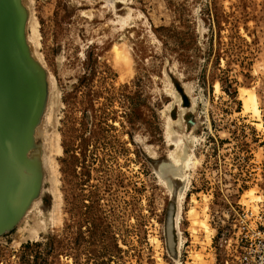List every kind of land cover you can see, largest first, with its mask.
I'll return each instance as SVG.
<instances>
[{
    "label": "rangeland",
    "instance_id": "rangeland-1",
    "mask_svg": "<svg viewBox=\"0 0 264 264\" xmlns=\"http://www.w3.org/2000/svg\"><path fill=\"white\" fill-rule=\"evenodd\" d=\"M8 3L37 110L25 157L37 126L59 146L0 264H264V0Z\"/></svg>",
    "mask_w": 264,
    "mask_h": 264
},
{
    "label": "bare ground",
    "instance_id": "bare-ground-1",
    "mask_svg": "<svg viewBox=\"0 0 264 264\" xmlns=\"http://www.w3.org/2000/svg\"><path fill=\"white\" fill-rule=\"evenodd\" d=\"M26 2H27V0H26ZM7 4L9 5L8 0H0V79L2 80V81L0 80V165H1V167H3V172H2L3 177H1V180L7 186L6 196H8L9 199H11L12 206H11L10 210L12 213H15L16 209H18V207L21 206V204H22L21 199L24 198L23 196H25V198L29 197V191L27 190V193H26V190H24L23 194H18V190L16 188L14 189V186L16 184L19 185V183L16 181V178L14 176V164H13L12 160H15L14 153L17 151L18 148H19V150H21L22 153L24 151L25 143L27 141L26 138L29 135L28 127H29V124H30V121L32 118L31 112H32V108L34 106V96H32L33 94L31 95V92L28 88H25L24 86H22L18 82H16L18 80V79L16 80V78L18 76L16 75V71L12 70V64L10 62L11 52L9 49V42H10L9 34H10V32L8 29L10 27V25H9V23H10V18H9L10 10H9V7ZM28 6H29V3H28ZM26 7L27 6L25 5V8ZM28 10H30V9H28ZM32 14H33V12H32ZM1 15L6 16L7 21ZM27 16L31 17L30 19H28L29 22L27 21L28 27H30V31H31V35H28V41L31 43L30 45L36 44V46H37V40H36L38 37V33H37L38 27L36 24L37 22L35 20V17L33 18L31 16V12H29ZM26 25L24 24V26H26ZM28 27H27V30H28ZM25 33H27V32H25ZM32 46H31V48H33ZM38 58L39 57H37V61H38ZM40 58H39V60H40ZM40 63H41V60H40ZM48 75L50 76V74H48ZM50 78H51V76H50ZM52 79H53V76H52ZM54 80L55 79H53V82H54ZM49 81H51V80L49 79ZM51 84L56 85L55 82H54V84L53 83H51ZM51 84H49V85L52 86ZM54 87H52V88H54ZM53 91L54 90H52V93H53ZM44 95H45V91H44ZM57 95H56V97H57ZM47 97L50 98L51 94L48 95ZM49 98H47V99H49ZM53 99H54V97H53ZM56 100H54V101H56ZM47 101L45 102L46 105H47ZM43 103H44V100H43ZM49 106L51 108V105H49ZM49 106L47 105V107H49ZM244 106L246 109H249L254 115L258 116L260 114V109L258 106L257 98H256L254 93H248L246 99L244 100ZM46 108L44 107V110ZM53 108H54V106H53ZM41 109H43V108H41ZM41 109H40V111H41ZM45 112H44L45 115L42 117L43 121L41 120L40 122L48 125V123L51 122L49 120H51L50 117L52 115H49V108L47 110H45ZM53 113H54V111H53ZM39 125H41V124H39ZM37 127H36V129L38 132L37 131H35V132L38 133V136H36L34 134L37 137V138L34 137V138H36V142L34 144H32L33 149L31 152H29L28 156L25 158V165H24V167L26 169L25 170L26 171L25 180L28 184H31L30 186L32 187V189H35V191L39 187L40 175L38 172L37 164L34 161V157H38L40 159V161H43L42 164H44V167L42 166V164H40V165L43 168H45L44 171H42V172H45V175H46V177L44 176L45 180L48 179L47 178V173H48V177L50 176L49 182L51 180V183H52L51 186H54L55 182L57 181L55 179L56 169H55L54 158L56 155L57 148L59 146L58 140L56 137L57 135L56 136L51 135V133L48 132L49 129H51L49 127V125H48V127H49L48 130L46 127L47 131L44 132V136L41 133L42 131L40 132V126H37ZM33 132H34V130H33ZM42 136H43V138H42ZM34 138H33V140H34ZM41 139L43 141V145H42ZM167 168L168 167H164L163 173L165 171L168 172ZM164 175L167 176V173L165 172ZM41 185H43V184H41ZM41 190L44 191V189H42V188H41ZM54 190L55 189L53 187V191ZM55 194H57V193H54V195ZM56 196L54 197V199L58 197V196L57 197ZM54 201H56V200H54ZM39 202H40L39 200H37V201L34 200L33 205H31V206H33L32 210L30 209V207L28 208V209H30V212L33 211L34 207L38 206L37 204L41 203V202L40 203ZM25 205H26V202H25ZM54 210L55 209H53V214H54ZM24 211H26V208ZM28 211H26V212H28ZM26 212H24V214ZM30 212H28V214L26 216L24 215V217L27 218L29 216ZM39 212L40 211H38V209H37V213H39ZM191 212H192V210L190 211V214H191ZM51 213H50V216L53 215ZM38 215H42L41 212ZM38 215H36V216H38ZM31 218L34 219V221L32 223H34V222L35 223L31 227H29L26 230V232L24 233V236H26V237H35L39 230H44L48 225L47 220L44 219V216H39V218L38 217L37 218L31 217ZM26 225L29 226L28 224H26ZM204 226L207 229V225L204 224Z\"/></svg>",
    "mask_w": 264,
    "mask_h": 264
},
{
    "label": "water",
    "instance_id": "water-1",
    "mask_svg": "<svg viewBox=\"0 0 264 264\" xmlns=\"http://www.w3.org/2000/svg\"><path fill=\"white\" fill-rule=\"evenodd\" d=\"M10 13H11V11H10ZM10 13H9V18H10L9 25H10V27L8 28L9 32H10V34H9V37H10L9 49L11 52L10 62L12 64V70L16 71V75L18 76L16 78V80L17 79L18 80L17 81L15 80V81L18 82L20 85L24 86L25 88H28L31 92V95L33 94L32 96H34L35 94L33 92L32 86H31V84H32L31 79L29 78L28 75H25L24 69L22 70L18 66V65H20L19 64L20 62L18 63V55L16 54V51H15L16 48H15V45L13 44V39H12L11 21H12L13 15H11L12 13L11 14ZM1 16H3L7 21L6 16H4V15H1ZM22 71H23V73H22ZM36 111L37 110H36L35 101H34V106L32 108V112H31L32 118H31V121H30V124L28 127L29 135H30L31 127L34 124L35 119H36ZM29 135L26 138L27 141L25 143V148H24L23 153L18 148L17 151L14 153L15 160H12V162L14 164V176L16 178V181L19 183V185L16 184L14 186V189L16 188L18 190V194H23L24 190H26V193H27V190L29 191V197L25 198V196H23L24 198L21 199L22 204H21V206L18 207V209H16L15 213H12L10 210L11 206H12L11 199H9V197L6 196L7 186L1 180V177H3V174H2L3 167H1V165H0V234L3 231L11 228L19 220V218L23 214L26 206L28 205L29 201L31 200L32 196L34 195L35 189H32V187L30 186L31 184H28L25 180V170L26 169H25L24 165H25V158H26L25 156H26V152H27V146L29 143ZM34 161L36 164H38V157H34ZM23 168H24V170H23ZM37 168H38V165H37ZM25 202H26V205H25Z\"/></svg>",
    "mask_w": 264,
    "mask_h": 264
}]
</instances>
